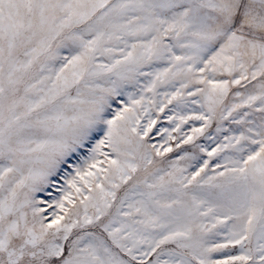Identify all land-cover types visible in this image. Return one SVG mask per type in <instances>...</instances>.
<instances>
[{"label": "snow or ice", "instance_id": "obj_1", "mask_svg": "<svg viewBox=\"0 0 264 264\" xmlns=\"http://www.w3.org/2000/svg\"><path fill=\"white\" fill-rule=\"evenodd\" d=\"M0 264H264V0H0Z\"/></svg>", "mask_w": 264, "mask_h": 264}]
</instances>
